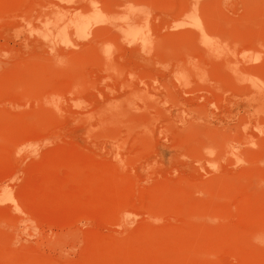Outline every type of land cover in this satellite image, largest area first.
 <instances>
[{
    "label": "rangeland",
    "instance_id": "1",
    "mask_svg": "<svg viewBox=\"0 0 264 264\" xmlns=\"http://www.w3.org/2000/svg\"><path fill=\"white\" fill-rule=\"evenodd\" d=\"M0 264H264V0H0Z\"/></svg>",
    "mask_w": 264,
    "mask_h": 264
}]
</instances>
